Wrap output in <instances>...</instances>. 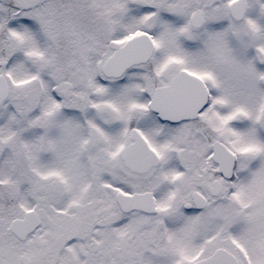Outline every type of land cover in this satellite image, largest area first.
Here are the masks:
<instances>
[{
  "label": "snow or ice",
  "instance_id": "1",
  "mask_svg": "<svg viewBox=\"0 0 264 264\" xmlns=\"http://www.w3.org/2000/svg\"><path fill=\"white\" fill-rule=\"evenodd\" d=\"M0 264H264V0H0Z\"/></svg>",
  "mask_w": 264,
  "mask_h": 264
}]
</instances>
